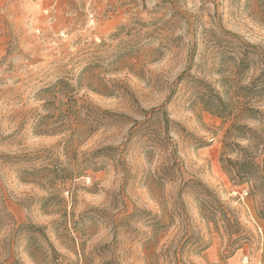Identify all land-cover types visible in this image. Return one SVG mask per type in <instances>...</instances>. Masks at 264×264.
<instances>
[{
	"label": "rangeland",
	"instance_id": "obj_1",
	"mask_svg": "<svg viewBox=\"0 0 264 264\" xmlns=\"http://www.w3.org/2000/svg\"><path fill=\"white\" fill-rule=\"evenodd\" d=\"M246 43L257 50L242 70ZM261 58L263 0H0V264H264V91L249 101L240 89ZM60 79L82 114L83 100L116 115L70 149L67 133L35 134L49 112L38 92ZM157 109L176 124L173 156L127 140ZM234 144L262 170L243 184L221 163L240 159ZM108 146L56 191L35 179ZM173 160L171 179L151 185ZM189 180L220 202L216 222L202 219L196 189L179 195Z\"/></svg>",
	"mask_w": 264,
	"mask_h": 264
},
{
	"label": "trees",
	"instance_id": "obj_2",
	"mask_svg": "<svg viewBox=\"0 0 264 264\" xmlns=\"http://www.w3.org/2000/svg\"><path fill=\"white\" fill-rule=\"evenodd\" d=\"M256 50V46L246 43L244 49L239 52L240 54L237 66L242 67V70L248 68L250 65V59L255 53L253 51ZM261 61L263 63V67L259 75L255 77L248 85L240 88L243 92V95H245L249 101L253 99L258 93L264 91V59ZM38 94L45 97L46 103L44 107L48 109L49 112H47V114L44 116H37L34 126L35 134L53 135L67 133V137L63 140L65 149H70L69 145L71 146L74 144V142L77 143L80 139L89 136L94 131L102 127L107 120L116 116L115 114L105 110L100 111L89 102H85L83 100L81 101V109H83L85 113L82 114L78 110L79 99L76 98V85L71 84L64 79L56 80L54 83L40 89ZM59 94L65 97V104H67V109L64 115H61L57 108L54 109V103L56 104L57 102V105L58 103L62 104L57 98ZM217 100L219 104L218 109L219 111H222L224 109L223 103L220 99ZM52 110H54L55 113L57 111L56 117H54L53 113L50 112ZM247 110L252 111L250 108H247ZM141 117V121L133 120L127 140L138 139L139 141H142V144L146 149L145 155L147 157L151 156V154H153L154 150L156 149H159L162 152L168 151L169 155L173 156L174 147L171 144L169 129L170 125L176 124L169 120L164 110L160 109L142 111ZM58 118H63V120L58 122ZM246 130L249 131L247 128ZM245 137L247 136L242 135L239 138ZM251 137V139H254V136ZM234 146L237 148L236 153L239 155L240 159L232 161L226 158L225 160H222L221 163L223 165V171L229 176L230 179L233 180V182H236L237 184H243L253 180L257 175L260 174V172H262V170L259 166L254 164L253 157L251 156L248 149L240 147L237 144H234ZM116 150V148L108 146L101 148L94 153L88 154V160L85 162L86 164H84V168H77V170H68L67 168L57 167L55 168V171H51L46 165L39 166V168H35V171L33 170L35 172V179H38V181H43V183L46 185V189L56 191L57 188L62 187L66 182L81 177L88 167H95L96 164L91 162L93 158L98 155H111V153ZM68 160L69 163H73L76 160V157H69ZM174 163L175 160H173L170 166H166L164 173H158L156 176L149 178L151 185L159 188L163 186L167 179L170 180L174 172ZM261 166L264 168V155L262 157ZM27 175L31 174L28 172ZM186 186L192 187L197 191V204L202 219L208 223L216 222V218H218V216L223 213L221 212V204L217 198L203 184L196 180L183 182L179 191V195L182 191V188ZM152 221L153 224H151V226L156 227L161 225L162 218L156 216L152 218ZM224 221L229 228L232 227L231 225L238 227L237 223L228 225V219L224 218Z\"/></svg>",
	"mask_w": 264,
	"mask_h": 264
}]
</instances>
